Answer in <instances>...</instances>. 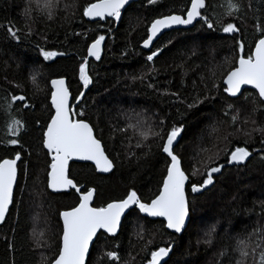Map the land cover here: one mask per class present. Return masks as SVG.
Segmentation results:
<instances>
[{"label":"trees","instance_id":"obj_1","mask_svg":"<svg viewBox=\"0 0 264 264\" xmlns=\"http://www.w3.org/2000/svg\"><path fill=\"white\" fill-rule=\"evenodd\" d=\"M43 2L0 0V158H14L15 152L21 153L14 200L0 226V264H48L54 257L61 226L58 213L75 203L76 197L52 194L47 189L45 155L40 148V128L35 125V119L43 121L47 117L50 79L64 77L73 95L83 90L78 83V64L86 55L85 44H90L97 35H105L106 39L101 59L90 60L89 64L93 83L86 90L87 116L102 130L103 141L116 167L113 173L104 176L84 164L72 166V175L78 181L97 187L96 204L119 198L132 185L146 198L158 187L165 157L155 142L145 141L152 145L151 154L145 156L148 148L135 147L136 137L131 129L119 131L127 126L133 113H141L153 125H158L160 119H165L166 126L173 122L183 124L176 149L189 172L193 164L200 166L207 156L222 149L225 136L233 143L243 144L247 140L250 150L255 151L244 165L224 168L205 190L195 194L188 190L191 211L182 233L171 234L160 220H144L132 212L123 220L114 239L109 238L107 243L100 241L91 249L88 264H112L105 256L110 250L120 254L117 264H146L150 251L170 242L172 250L164 264H236L241 259L237 250L241 240L249 243L245 264H259V253L264 249V160L260 159L264 155L261 144L264 133L252 130L264 128V103L250 90L234 100L211 89V70L219 71L218 65L225 58L235 56L233 38L223 33L219 25L210 30L197 22L191 29L162 35L154 47L163 46L169 39L172 42L154 62H147L149 52L141 50L140 45L151 21L163 14H180L188 0H156L154 4L138 0L122 12L117 26L115 22H87L82 10L89 0H56L52 19L41 11ZM208 3L216 6L215 12L209 8L210 15L223 12L219 5L224 0H208ZM243 4L247 15L241 27L246 29V42L252 43L257 18L264 25V0H243ZM26 9H31L27 15ZM9 25L19 29V41L8 33ZM29 28L31 35L27 34ZM37 45L65 55L44 62ZM41 63L43 75L37 78V90L30 72ZM206 85L211 90H206ZM21 90L34 97V112L17 111L18 104L9 109L10 95ZM172 92H178L183 103L166 94ZM197 97L203 103L189 109L187 104ZM230 103L234 107L225 116ZM237 109L239 117L233 124L231 116ZM13 117L25 125L16 146L6 143L13 138L8 133ZM213 127L216 132H212ZM245 132H251V136H245ZM126 137H133L131 145ZM202 148L208 151L202 152ZM219 159H224L222 151ZM141 224L143 239L138 235ZM38 239L41 246H37ZM257 244L261 247L252 253Z\"/></svg>","mask_w":264,"mask_h":264},{"label":"snow or ice","instance_id":"obj_2","mask_svg":"<svg viewBox=\"0 0 264 264\" xmlns=\"http://www.w3.org/2000/svg\"><path fill=\"white\" fill-rule=\"evenodd\" d=\"M148 2L154 4L156 0H148ZM128 4L129 0H89L83 7L82 16L92 22H96L98 18L99 21L111 24L122 19V10L126 11ZM215 7L210 5L208 0H188L180 14L172 12L153 19L146 29V38L142 40V47L149 50L146 61L154 62V58L161 55L167 44L172 42L169 39L163 46L154 47V41L165 29L176 25L194 26V22H202L210 30L219 25L223 33L233 38L235 56L225 58L218 65L219 71L211 70V89H215L220 95L226 94L228 98L239 100L244 95L243 86H251L258 94L259 100L264 103V25L257 18L256 35L252 43H247L246 29L242 30L241 27L246 23L247 15L243 0H224V3L219 5L223 8V12L215 16L210 15L209 8L215 12ZM55 8L56 0H44L41 11L47 14L48 19H52ZM30 11L31 9H26L25 14ZM225 17L228 19L225 20ZM7 31L12 38L20 40L19 29L9 25ZM31 31L29 28L27 34L31 35ZM73 35L87 36L86 33H73ZM105 39V35H97L92 38L90 44H85L86 55L81 57V62L78 64V83L83 90H78L77 94L73 95L64 77L50 79L47 117L43 121L40 118L35 119V125L40 128V148L45 155L47 189L61 195L72 194L76 197L75 203L58 213L62 223L57 233L54 257L48 260V264H88L91 249L100 241L107 243L109 238L114 239L122 227L123 220L132 212L144 220L159 219L165 229L181 233L187 227L186 221L191 211L188 190L190 189L193 194L205 190L214 184V174L221 173L226 165H244L255 151L250 150L247 140L243 144L233 143L229 136H225L223 138L225 146L207 156L200 162V166L193 164L189 172L184 167L183 156L176 149L178 138L184 131L183 124L178 125L173 122L170 126H166L165 119H160L158 125H153L144 119L141 113H133L128 117L127 126L119 131L123 133L131 129L136 137L135 147L148 148V152L144 153L145 156L150 155L152 149V145L146 144L145 141L152 139L155 142L156 148L165 157V168L158 187L146 198L132 185L119 198L96 204L97 187L89 186L88 182L78 181L72 175V166L82 163L98 174H111L116 167L115 160L103 141L102 130H98V124H93L88 118L86 108V90L93 83L89 71V58H94L96 61L101 59V46ZM37 47L44 62L54 61V58L65 55L63 52L46 50L40 45ZM42 75V63L30 72V80L37 90H39L37 78ZM152 86L149 84V87ZM205 87L206 90H211L207 85ZM166 94L183 103L178 92ZM244 98L247 99L246 96ZM8 103L9 109L18 104L20 107L17 111L23 109L34 112L36 109L34 97L25 95L23 90L19 94H11ZM199 103H203V100L197 97L193 103L187 104V107L191 109ZM233 107V104H228L224 115L228 116ZM238 117L237 109L236 114L231 116L233 124L237 122ZM132 120L135 123H132ZM24 127L22 120L13 117L8 125V133L13 138L8 139L6 143L12 146L19 145L18 136ZM216 131L217 129L213 127L212 132ZM252 131L264 133V128H254ZM244 135L251 136V132H245ZM126 139L131 145L133 137ZM261 144L264 145V139L261 140ZM201 151L207 152L208 149L202 148ZM221 151L224 154L223 161L219 159ZM130 155L135 156V153L131 152ZM260 159L264 160V155H261ZM20 160L19 151L15 152L14 158H0V223L5 221L9 206L14 200V186L18 182L17 162ZM140 230L138 235L143 239L141 234L144 232L143 224L140 225ZM212 230L214 231V228ZM40 236L43 237L44 233H40ZM147 243L150 244L151 241ZM37 246H41L39 239ZM260 247L261 244H257L252 248V253ZM248 249L249 243L244 240L239 241L237 250L241 259L237 260L236 264H245V258L249 255ZM171 250V242L167 246L157 247L150 251V258L146 259V264H161ZM105 256L112 264H117L121 259L116 250L107 251ZM42 259L47 258L42 256ZM132 259L134 260L135 257ZM259 264H264V249L259 253Z\"/></svg>","mask_w":264,"mask_h":264},{"label":"water","instance_id":"obj_3","mask_svg":"<svg viewBox=\"0 0 264 264\" xmlns=\"http://www.w3.org/2000/svg\"><path fill=\"white\" fill-rule=\"evenodd\" d=\"M138 0H129V4L126 6V8L128 7V6H130L132 3H135V2H137ZM124 10H122V12H123ZM85 18V17H84ZM85 20L87 21V22H91V23H93L92 21H90L88 18H85ZM96 22H104V21H99L98 20V18H97V21ZM119 23V21H116L115 22V26H117V24ZM197 22H194V25L196 24ZM150 26V25H149ZM193 27V25H187V26H185V25H176V26H173L172 28H170V29H165L164 31H163V33L162 34H160L159 35V37L154 41V44L157 42V40L162 36V35H164L165 33H167V32H170V31H173V30H188V29H191ZM103 44L104 43H102V46H101V48H102V50H103ZM140 48H141V50H143V51H145V52H149V50L148 49H144L143 47H142V44L140 45ZM101 54H102V51H101ZM90 60H95L94 58H89ZM50 85V84H49ZM245 90H250V91H253V92H255L256 93V91L254 90V89H252V87L251 86H243V88H242V91L244 92ZM257 94V93H256ZM226 95V94H225ZM257 96H258V94H257ZM229 99H231V98H229ZM178 140H179V138H178ZM19 163V161L17 162V164ZM82 164V163H81ZM235 165H226V167L225 168H230V167H234ZM100 175H108V174H100ZM216 176H218V174H214V177H216ZM14 189H15V186H14ZM49 190V192L50 193H52V194H58V193H56V192H53V191H51L50 189H48ZM12 205V204H11ZM11 205L9 206V209H10V207H11ZM7 214H8V212H7ZM7 214H6V216H7ZM149 220H152L151 218H149ZM155 220H159V219H155ZM188 222H189V218H188V220L186 221V224H188ZM62 223V222H61ZM3 223H0V226L2 225ZM167 232H169V233H171V234H180V233H174L172 230H168V229H165ZM184 230H182V232H183ZM181 232V233H182ZM169 255H170V253H169ZM169 255L167 256V257H165L162 261H161V264H164L166 261H167V259H168V257H169Z\"/></svg>","mask_w":264,"mask_h":264}]
</instances>
